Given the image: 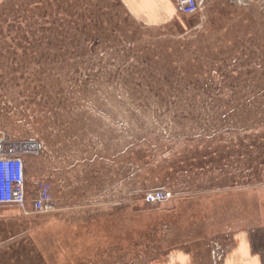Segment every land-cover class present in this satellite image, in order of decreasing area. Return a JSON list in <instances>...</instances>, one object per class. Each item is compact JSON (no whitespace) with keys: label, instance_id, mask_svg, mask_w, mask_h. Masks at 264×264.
Wrapping results in <instances>:
<instances>
[{"label":"rangeland","instance_id":"374dc122","mask_svg":"<svg viewBox=\"0 0 264 264\" xmlns=\"http://www.w3.org/2000/svg\"><path fill=\"white\" fill-rule=\"evenodd\" d=\"M195 15L0 0V142L40 145L20 155L30 214L0 206V264H168L187 248L208 263L240 245L264 264V0ZM42 182L53 214L33 211ZM157 192L173 197L147 203Z\"/></svg>","mask_w":264,"mask_h":264},{"label":"built area","instance_id":"2783aa9c","mask_svg":"<svg viewBox=\"0 0 264 264\" xmlns=\"http://www.w3.org/2000/svg\"><path fill=\"white\" fill-rule=\"evenodd\" d=\"M178 12L182 16L195 15L204 0H175ZM230 4L242 5L254 0H227ZM264 45V39L262 40ZM2 146L0 145V150ZM37 194L32 203V208L38 214H53L56 207L53 202L51 186L48 182L38 184ZM170 192L150 193L146 196L149 204L162 203L171 200ZM16 205L24 213L30 214L27 209V194L25 190V166L23 158L17 155L0 154V206ZM220 252V251H217ZM220 257V256H218Z\"/></svg>","mask_w":264,"mask_h":264},{"label":"crops","instance_id":"0c3cea01","mask_svg":"<svg viewBox=\"0 0 264 264\" xmlns=\"http://www.w3.org/2000/svg\"><path fill=\"white\" fill-rule=\"evenodd\" d=\"M121 1L124 5H126L129 12L135 15L138 20L150 23L161 22V18L163 15L173 14L178 9L176 8L177 6L175 0ZM252 253V249H250L249 246L245 247L244 245H240L236 246L234 249H230L229 251H213L211 262L209 261L208 263H203L193 256L194 254L196 255V253H194L191 248H187L186 250L171 249L168 254V264H260V261L252 256ZM126 264H129V262H127Z\"/></svg>","mask_w":264,"mask_h":264},{"label":"water","instance_id":"95a60500","mask_svg":"<svg viewBox=\"0 0 264 264\" xmlns=\"http://www.w3.org/2000/svg\"><path fill=\"white\" fill-rule=\"evenodd\" d=\"M40 145L37 142L4 143L0 154L4 155H33L38 156Z\"/></svg>","mask_w":264,"mask_h":264},{"label":"trees","instance_id":"16d2710c","mask_svg":"<svg viewBox=\"0 0 264 264\" xmlns=\"http://www.w3.org/2000/svg\"><path fill=\"white\" fill-rule=\"evenodd\" d=\"M256 11V10H255ZM194 16H196V15H192V16H187V17H194ZM20 156V155H19ZM21 157V156H20Z\"/></svg>","mask_w":264,"mask_h":264}]
</instances>
